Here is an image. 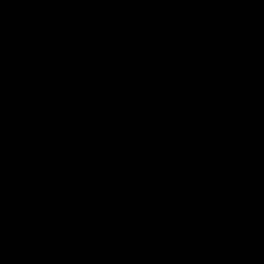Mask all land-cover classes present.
<instances>
[{
	"label": "water",
	"instance_id": "95a60500",
	"mask_svg": "<svg viewBox=\"0 0 264 264\" xmlns=\"http://www.w3.org/2000/svg\"><path fill=\"white\" fill-rule=\"evenodd\" d=\"M0 264H264V0H0Z\"/></svg>",
	"mask_w": 264,
	"mask_h": 264
}]
</instances>
